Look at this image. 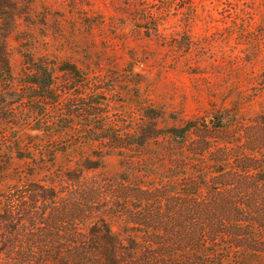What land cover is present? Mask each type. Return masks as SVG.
<instances>
[{
    "label": "trees",
    "instance_id": "1",
    "mask_svg": "<svg viewBox=\"0 0 264 264\" xmlns=\"http://www.w3.org/2000/svg\"><path fill=\"white\" fill-rule=\"evenodd\" d=\"M13 7L0 0V76L12 75L2 49ZM38 61L30 64L37 79L31 84L43 89L45 106L59 107L42 125L59 128L62 137L85 117L78 129L100 134L96 161L81 152L92 142L72 144L74 167L96 170L112 157L146 167L110 189L85 174L74 185L63 177L66 190L56 182L18 181L0 202V264H264V115L246 120L233 106L188 120L140 103L137 120L126 125L113 116L117 102L83 100L79 92L118 94L115 81L99 87L115 79L111 72L100 67L102 80L91 83L73 63ZM61 73L68 84L54 96ZM150 148L156 153L142 154Z\"/></svg>",
    "mask_w": 264,
    "mask_h": 264
},
{
    "label": "rangeland",
    "instance_id": "2",
    "mask_svg": "<svg viewBox=\"0 0 264 264\" xmlns=\"http://www.w3.org/2000/svg\"><path fill=\"white\" fill-rule=\"evenodd\" d=\"M12 2L9 10L15 18L2 49L12 75L0 76V202L18 181L56 182L60 188L63 177L74 185L75 177L85 174L110 189L114 180L146 167L113 157L96 170L74 167L72 144L92 142L81 152L96 161L103 148L95 141L100 134L78 129L87 123L85 117L62 137L59 128L42 125L43 118L51 119L59 107L52 101L45 106L39 98L43 89L31 84L37 79L30 64L38 60L57 66L73 63L91 83L102 80L100 67L111 72L115 79L99 87L110 88L115 81L118 94L78 91L85 95L83 100L117 102L113 116L126 125L137 120L133 113L140 103L188 120L233 106L240 107L246 120L264 115V0ZM146 14H154L155 20ZM56 79L54 96L68 84L62 73ZM81 102L86 101L78 106ZM129 106L134 108L130 112L125 110ZM95 122L99 127L101 119ZM142 152L156 153L153 148Z\"/></svg>",
    "mask_w": 264,
    "mask_h": 264
}]
</instances>
